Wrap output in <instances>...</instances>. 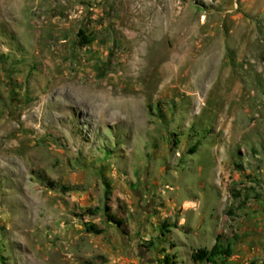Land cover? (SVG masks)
I'll return each mask as SVG.
<instances>
[{
  "label": "rangeland",
  "instance_id": "obj_1",
  "mask_svg": "<svg viewBox=\"0 0 264 264\" xmlns=\"http://www.w3.org/2000/svg\"><path fill=\"white\" fill-rule=\"evenodd\" d=\"M166 256L264 264V0H0V264Z\"/></svg>",
  "mask_w": 264,
  "mask_h": 264
},
{
  "label": "trees",
  "instance_id": "obj_2",
  "mask_svg": "<svg viewBox=\"0 0 264 264\" xmlns=\"http://www.w3.org/2000/svg\"><path fill=\"white\" fill-rule=\"evenodd\" d=\"M84 34L81 33V36H83ZM84 40L83 42H81L82 45H89L94 43L96 40L95 38L91 37V38H85L83 37ZM109 217V219H111L112 221H114L115 219L112 216H106ZM89 231L91 233H97V234H101L102 232L98 231L96 229L95 226H91L89 228ZM232 255V250L229 246L225 245L223 242H221V239L218 238L215 245L210 249V250H200L197 254H196V259L199 262H205V261H209V262H216L217 260H226L228 258H230ZM175 258H170L169 256H166L163 258V260L161 261V264H175L174 262Z\"/></svg>",
  "mask_w": 264,
  "mask_h": 264
},
{
  "label": "bare ground",
  "instance_id": "obj_3",
  "mask_svg": "<svg viewBox=\"0 0 264 264\" xmlns=\"http://www.w3.org/2000/svg\"><path fill=\"white\" fill-rule=\"evenodd\" d=\"M152 46V45H151ZM144 58H145V55H144ZM145 62V61H144ZM140 66V65H139Z\"/></svg>",
  "mask_w": 264,
  "mask_h": 264
}]
</instances>
